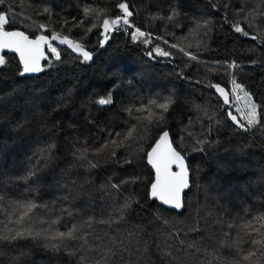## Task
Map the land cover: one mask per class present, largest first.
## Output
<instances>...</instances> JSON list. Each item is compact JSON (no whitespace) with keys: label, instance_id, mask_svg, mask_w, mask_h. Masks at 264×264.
Returning a JSON list of instances; mask_svg holds the SVG:
<instances>
[{"label":"trees","instance_id":"16d2710c","mask_svg":"<svg viewBox=\"0 0 264 264\" xmlns=\"http://www.w3.org/2000/svg\"><path fill=\"white\" fill-rule=\"evenodd\" d=\"M120 3H127L133 12L129 20L134 27H129L127 32L120 28L103 47V20L121 16ZM86 6L93 9L87 17L83 12ZM241 7L243 11L237 14ZM45 8L50 12L45 13ZM172 9L178 15L169 22L167 17ZM0 10L8 13L11 21L5 30L25 31L31 39L41 33L51 36L54 30L86 44V49L97 55L84 62L69 50L53 45L60 52V60H52L47 49L48 58L42 73L27 77L20 75L23 64L18 55L0 53L6 60V64L0 66V197H3L0 200V232L4 231L5 224L14 227L12 221L18 216L14 212L17 201L45 205L34 211L33 222L26 221L25 226L55 232L66 230L73 223L80 224L89 217L95 221L110 219L109 213L130 199L133 203L125 213V222L111 227L93 224L94 236L102 240L98 242L90 237L89 245L96 246L99 252L82 250L86 259L80 264H96L97 261L104 264L101 258L104 249L111 246L105 234L123 240L121 249L129 242L134 245L129 249L130 255L123 254L112 264H264V245L251 244L253 239L264 240V219H259L264 216V128L257 126L249 132L238 128L228 116L231 111L240 119L232 103L230 107L225 105L219 93L207 87L209 83L220 84L229 91L230 99L235 103L231 94V82L235 79L251 95L264 124V44H261L264 39V0H5ZM14 13H23V16ZM154 16L164 19H153ZM245 16L252 24L251 28L247 27ZM73 18L84 20L83 27H72ZM65 20L69 24L61 28ZM194 20H210L211 23L193 32L190 30L194 28ZM236 23L245 25L249 35L235 32L233 25ZM39 24L47 25V30L40 29ZM137 27L152 34L150 44L132 41L130 33ZM67 28H71V32ZM89 28L92 29L90 32L87 31ZM110 34L111 31L108 36ZM252 36L257 39H251ZM156 37H163V40ZM171 44L193 52L198 59L191 60L178 48H171ZM156 47L170 52L171 56H156L153 51L155 58L148 60L147 52ZM49 60H52L51 64ZM233 61L240 67L224 66L225 62L230 65ZM69 90L72 100L66 106L62 105L61 98ZM37 91L42 92L47 101L41 108L45 116L39 121L28 106L30 95ZM109 92L114 103L98 104L97 101L106 98ZM169 95H173L176 102L164 118L152 124L144 121L128 147L115 149L116 159L108 151L99 156L89 155L90 160L99 164L90 175L95 190L85 188L88 197L76 202L73 209L76 214L69 217L63 211L68 207L60 199L63 193L53 185L62 170L76 164L72 155L74 150L85 146L89 149L99 147L110 139L109 131L120 132L119 139H123V134L136 124L135 120L129 119L125 108H139L149 99ZM237 95L243 96V93ZM240 102L241 106H237L242 108L244 102ZM57 105H60L59 109ZM139 115L146 116L147 112ZM25 120L31 121L26 126L29 130H16V126ZM45 122L46 126L41 130ZM164 131L171 132L176 150L187 158L190 170L200 168L215 174V159L227 157L222 162L228 167L218 175L222 183L238 195L222 201L221 209L206 204L202 191L192 187L186 192L187 208L183 213L166 209L159 201H154L150 189L155 172L148 165L147 153ZM189 132L192 136L187 135ZM197 140L212 141V146L205 145L204 153L194 151L200 147ZM47 143L56 145L52 152L54 162L48 172L42 174H50L51 178H41L38 183L17 179L26 175L35 164L33 153L36 148ZM125 159H131L132 164L121 166ZM80 174L85 173L80 170ZM130 176H139L140 180L135 185L125 186L123 195L101 189L102 185L108 187L109 179L119 184ZM191 180L195 184L204 183L203 172L192 173ZM213 211L223 218L222 225H215L208 215ZM157 216L167 220L171 230L157 220ZM57 220L59 223H52ZM197 221L200 234L170 238V231H187L196 226ZM228 224L234 227L228 228ZM138 226L144 227L143 234H139ZM224 233H228L227 238ZM180 240H184V245L194 244L199 251L182 246ZM25 243L28 247L21 251L31 247L28 259L34 264H75L71 257L63 254L55 257L42 247H32L30 241ZM146 245L152 253L150 261L141 255ZM168 251L171 258L160 254ZM250 252L256 255L245 260ZM17 254L6 250L5 257L0 259L9 264V258Z\"/></svg>","mask_w":264,"mask_h":264},{"label":"snow or ice","instance_id":"6c2138e0","mask_svg":"<svg viewBox=\"0 0 264 264\" xmlns=\"http://www.w3.org/2000/svg\"><path fill=\"white\" fill-rule=\"evenodd\" d=\"M5 0H0V5H4ZM119 9L122 11V15L114 19L105 18L103 20L102 28L104 30L105 36L104 40L108 39V33L110 30H120L123 28L125 32L128 31L129 27H134L131 25L129 17L133 15V12L129 10L127 3H120L118 5ZM227 7V6H226ZM11 11V9H9ZM93 9L89 6L84 7L83 12L85 17L89 16ZM243 11L241 7L239 12ZM45 13H49L48 8L44 9ZM15 15L23 16V13H14ZM178 15L175 9H172L170 14L167 17L169 22H172L175 17ZM250 15V14H249ZM25 19L31 20V17H26ZM153 19H161L162 16H154ZM244 20L248 22V16L244 17ZM11 21L9 20L8 13L0 10V50L10 49L19 53V58L23 64V71L20 75L40 72L41 69V60L47 59L46 53L44 51L45 45L48 49V55L51 56L52 60H60V52L57 50V47L53 46L52 41H57L59 44H66L76 53L80 54L83 57V61L92 60V52L86 50V44L81 43L78 40L69 39L67 35H61L56 31H52L51 37L41 33L37 35L35 39H31L25 31L12 30L7 31L5 27L9 25ZM211 23L210 20H194V28L190 31H195L197 29L206 28ZM69 24V21L65 20L63 24L60 25L61 28H65ZM84 20L76 21L73 18L72 27L82 28ZM38 27L43 30H47L48 26L45 24H39ZM95 27V25H94ZM247 27L251 28V22L247 23ZM234 31L237 33H242L245 36L249 35V32L245 30V25L241 23H236L233 25ZM92 29H87L90 32ZM67 31L71 32V28H67ZM131 39L133 42H140L145 45L151 43L152 34L141 31L140 28H135L134 31L130 33ZM83 39V38H82ZM156 39L163 40V37H156ZM183 39V38H181ZM251 39L256 40L257 36H252ZM164 43H168L166 40ZM103 44V41H101ZM261 44H264V39H261ZM171 48H178V50L184 55L188 56L191 60H197L198 57L191 51H186L182 47H178L177 44H171ZM153 51L156 53V56L161 57H170L171 53L164 51L163 49L156 47L152 51H148L147 55L153 57ZM155 58V57H153ZM52 60H49V64L52 63ZM255 63V61H253ZM6 60L4 55H0V66H4ZM226 67H231L233 69L240 67L233 61L230 65L225 62ZM232 89L231 94L235 101L233 103L230 101L229 91L224 87H221L220 84H211L207 85L208 88H214L221 97H223V103L228 105L232 103V107L239 114L240 119L237 118V115H233L231 111L228 112L230 119L235 122V124L243 129L245 132L251 131L257 126L264 128V124L261 123L260 112L258 111V106L252 101L251 95L244 91L243 86L236 83L235 79L232 80ZM237 93H243V96L237 95ZM72 100V91L69 90L64 97L61 98V104L67 105ZM243 100L244 106L238 107L237 104ZM162 101V102H161ZM46 97L42 92H33L30 95L28 100V106L32 109L33 117L36 120H40L45 116L41 111V108L46 103ZM175 99L173 95L167 97L157 96L155 98L149 99L147 104H142L139 108H133L131 106L124 109L128 114L130 120H135L136 124H133L127 133L123 134V139L120 132L112 133L108 132L110 139H107L99 147L95 149H89L85 146L83 149H75L73 152V157L76 161V164L70 165L68 168L62 170L61 174L58 177H55L56 183L53 185L57 191L63 193L60 199L65 202L68 207L63 209L69 217H74L73 209L76 207V202L78 200L83 201L88 197L89 193L85 191V188L95 190L94 181L90 179L91 170L99 166L97 162H93L88 157L99 156L100 154L108 151L113 159H116V148L119 147H128L129 141H134L137 136L138 128L143 124L144 121H147L148 124H152L155 121H160L164 118V114L169 111V109L175 104ZM100 105H111L114 103L112 99V93L109 92L106 98H100L97 101ZM60 105H57L59 109ZM137 115H133V113ZM147 112L146 116L139 115V113ZM159 113V114H157ZM246 122V123H245ZM191 123V121H190ZM31 124V121L25 120L23 123H20L16 126V130H24L27 132L29 130L28 125ZM46 126L42 125L41 130ZM146 127V125H145ZM187 135L192 136V133H187ZM183 139V137H181ZM196 144L200 145L199 148L194 149V151H199L201 153L205 152V145L208 147L212 146V141L209 140H197ZM219 144V142H216ZM56 145L54 143H47L44 146H38L33 153L35 158V164L28 170L27 174L18 177L17 179L23 180L25 183L31 180L33 183H38L39 179L51 178V175L42 176V174L47 173L48 169L54 162L55 157H53L52 152L55 149ZM218 151V148H217ZM215 159V157H213ZM223 160H227V157H222L221 159H215V174L213 171H204L200 168L192 169V173L199 174L203 172L204 183L195 184L190 179V169L185 164V157L181 155L179 151L172 147V143L169 139V132L164 131L159 139L156 141L154 147L151 148V151L147 153V162L155 169V178L151 183V198L158 199L162 202L163 205L169 206L171 209L182 212L187 208V201L182 198V193L185 190H191L192 187H197L203 193V198L206 204L209 206L215 205L217 208H223L221 204L222 201H229L233 196L238 195V193L232 191L227 186L222 183V178L218 175L220 172L227 169L228 165ZM131 159H125L123 164H132ZM87 165V167H85ZM173 165L179 168V171H173ZM79 169V170H77ZM80 170L85 174L81 176ZM140 180L139 176H130L121 180L119 184L113 183L109 179L108 187L101 186L105 192H115L117 194L123 195V189L128 185H135ZM3 197H0L2 200ZM115 203V201H114ZM133 203L132 200H127L123 205H119L109 213L110 219L95 221L92 217H89L87 220H84L80 224L73 223L71 227H66L64 231H37L32 227L25 226L27 221L29 224L32 223V216L34 211L40 207H46L45 205H38L33 201L28 202H16V207L14 212L18 213L17 219L12 221L14 227H8L5 224L4 231L0 232V258L5 257L6 250L17 252L18 254L9 258V264H34V261H30L28 257L31 254V247L28 251H21L22 248L28 247L25 242H31L32 247H42L45 252L52 254L55 257H59L61 254L71 257L75 264H80L81 261L86 259L83 255L84 252L93 251L99 252V249L96 246L89 245V238L92 237L96 241L100 242L101 237L94 236L92 231L94 223H103L107 224L109 227L112 225H120L126 220V211L131 207ZM208 215L213 219L215 225L219 226L224 223L223 218L218 215L215 211L208 213ZM157 220H160L166 227L171 230V225L168 224L167 220H162L161 217L157 216ZM259 219H264V216ZM53 224L59 223V220L53 221ZM199 221L194 227L187 228V231H170V238H179L180 236H185L189 233L200 234ZM228 228H233V224H228ZM244 227H248L245 225ZM139 234H143L145 229L143 226H138ZM253 231L259 232V229H254ZM137 235V239H140V235ZM225 238L228 237V233L223 234ZM106 241L110 242L111 246L105 247L102 259L104 264H112L117 257L123 254H129V249L133 248L134 245L129 242L128 246L121 249V245L124 243L123 240H118L116 237H107L105 234ZM182 246H186L191 249H195L194 244L184 245V240H180ZM252 245H264V240H251ZM238 246V241H237ZM159 250V245H156ZM113 248L116 250L114 251ZM199 251V249H195ZM139 251V250H137ZM163 256L171 258V252H161ZM264 254V253H262ZM146 261H150L152 253L149 251V246H145L143 253L141 254ZM255 252H250L247 256L244 257L245 260L250 259L255 256ZM139 259V258H138ZM0 264H4L3 260L0 259ZM96 264H100L99 261Z\"/></svg>","mask_w":264,"mask_h":264},{"label":"water","instance_id":"95a60500","mask_svg":"<svg viewBox=\"0 0 264 264\" xmlns=\"http://www.w3.org/2000/svg\"><path fill=\"white\" fill-rule=\"evenodd\" d=\"M7 31H12V30H7ZM117 30H111V34L108 36V39L106 40V41H104L103 42V47H105L108 43H109V41H110V37H111V35L113 34V33H115ZM46 36H48V35H46ZM51 36H49V38H50ZM52 44L53 45H56L57 47H61V48H65V49H67V50H69L71 53H74V54H76L77 56H79V58H83L80 54H78V53H76L73 49H71L68 45H66V44H59V42H58V40L57 41H52ZM87 50V49H86ZM44 51H45V53H46V56L48 57V55H47V46L45 45V48H44ZM88 51V50H87ZM0 53H13V54H16V55H18L19 56V53H17V52H15L14 50H10V49H3V50H0ZM97 57V55H93L92 56V59H94V58H96ZM152 58L153 57H149V59L148 60H152ZM46 61H47V59H42L41 60V71L40 72H35V73H28V74H26L27 75V77H34V75H38L39 73L41 74L42 73V71L44 70V65H45V63H46ZM230 95V94H229ZM221 97V96H220ZM222 99H223V97H221ZM230 101H231V99H230ZM227 106H231V103L230 104H228ZM233 115H235L234 113H232ZM237 118H238V116H237ZM239 119V118H238ZM231 122H233V121H231ZM234 124H235V122H233ZM236 125V124H235ZM237 126V125H236ZM239 128V127H238ZM169 132V139H170V141H171V143H172V147L173 148H175L176 149V147H175V145H174V141H172V134H171V132L170 131H168ZM182 156H184L183 154H181ZM185 157V156H184ZM187 162H188V160H187V158L185 157V164L188 166V164H187ZM149 165V167L150 168H152L153 169V171L155 172V169L150 165V164H148ZM190 169V168H189ZM172 170L173 171H179V168L177 167V166H175V165H173V167H172ZM191 175H192V173H191V170H190V179H191ZM190 190H185V192L184 193H182V198L186 201V194L189 192ZM187 192V193H186ZM150 194H151V189H150ZM154 201H159L158 199H154V198H152ZM159 204L160 205H162V207H165L166 209H171L169 206H167V205H163L162 204V202L161 201H159ZM171 210H173V209H171ZM184 211V210H183ZM183 211L182 212H178V213H183ZM177 212V211H176Z\"/></svg>","mask_w":264,"mask_h":264},{"label":"rangeland","instance_id":"374dc122","mask_svg":"<svg viewBox=\"0 0 264 264\" xmlns=\"http://www.w3.org/2000/svg\"><path fill=\"white\" fill-rule=\"evenodd\" d=\"M110 31H111V30H110ZM109 33H110V32H109ZM109 33H108V34H109ZM47 58H48V57H47ZM238 104L241 106V102H239Z\"/></svg>","mask_w":264,"mask_h":264}]
</instances>
